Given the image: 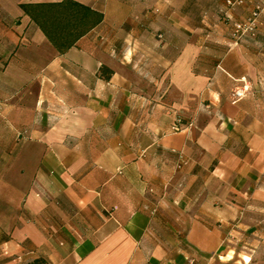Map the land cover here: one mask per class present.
Here are the masks:
<instances>
[{
	"label": "crops",
	"instance_id": "0c3cea01",
	"mask_svg": "<svg viewBox=\"0 0 264 264\" xmlns=\"http://www.w3.org/2000/svg\"><path fill=\"white\" fill-rule=\"evenodd\" d=\"M61 1L0 0V264H264L258 0Z\"/></svg>",
	"mask_w": 264,
	"mask_h": 264
},
{
	"label": "trees",
	"instance_id": "16d2710c",
	"mask_svg": "<svg viewBox=\"0 0 264 264\" xmlns=\"http://www.w3.org/2000/svg\"><path fill=\"white\" fill-rule=\"evenodd\" d=\"M83 8L73 0H63L54 4H21L20 7L24 13L40 27L46 37L58 50H66L71 47L75 40L81 35V31L72 32L69 25L59 22L66 13L71 12L72 6ZM52 23H50L51 21ZM59 23H56L57 21ZM54 22V24H53ZM74 29V28H73ZM103 77L107 79L110 70L106 67H101ZM35 264H40V261H35ZM47 264V263H45Z\"/></svg>",
	"mask_w": 264,
	"mask_h": 264
},
{
	"label": "built area",
	"instance_id": "2783aa9c",
	"mask_svg": "<svg viewBox=\"0 0 264 264\" xmlns=\"http://www.w3.org/2000/svg\"><path fill=\"white\" fill-rule=\"evenodd\" d=\"M244 3V0H225V4L228 7H235L239 6ZM261 5H264V0L261 1ZM260 6H256L255 10L251 13L249 17H247L244 21L237 22L233 25L232 28V35L235 40H240L243 36L247 34H251L257 24V16L259 14ZM248 87L246 85L242 86V88L235 90L232 92L231 96L234 100H238L244 96L245 92L247 91ZM178 121V120H177ZM178 125H174L173 128L177 129ZM187 160L184 158L182 154H179L178 161L176 164L177 168H181L185 165Z\"/></svg>",
	"mask_w": 264,
	"mask_h": 264
},
{
	"label": "rangeland",
	"instance_id": "374dc122",
	"mask_svg": "<svg viewBox=\"0 0 264 264\" xmlns=\"http://www.w3.org/2000/svg\"><path fill=\"white\" fill-rule=\"evenodd\" d=\"M261 1L262 0H258V2L255 4L256 6H260V9H259V13L260 15L262 13H264V5H261ZM256 6L254 7L253 11L255 10ZM252 11V12H253ZM258 30L256 31L257 33V36H258V40L262 43H264V23L261 21V19L259 20V25H258ZM260 28V29H259ZM264 47V46H263ZM24 264V263H23ZM25 264H35V263H32V262H29V263H25Z\"/></svg>",
	"mask_w": 264,
	"mask_h": 264
}]
</instances>
